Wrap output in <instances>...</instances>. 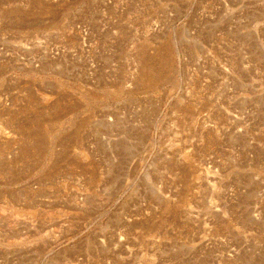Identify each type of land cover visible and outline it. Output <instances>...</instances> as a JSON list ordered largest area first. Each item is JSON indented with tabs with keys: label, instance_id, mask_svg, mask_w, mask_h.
I'll return each mask as SVG.
<instances>
[{
	"label": "rangeland",
	"instance_id": "rangeland-1",
	"mask_svg": "<svg viewBox=\"0 0 264 264\" xmlns=\"http://www.w3.org/2000/svg\"><path fill=\"white\" fill-rule=\"evenodd\" d=\"M0 264H264V0H0Z\"/></svg>",
	"mask_w": 264,
	"mask_h": 264
}]
</instances>
